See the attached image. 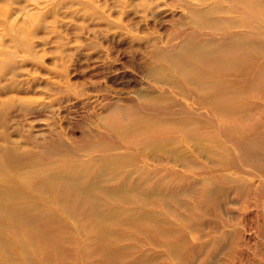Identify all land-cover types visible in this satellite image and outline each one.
Listing matches in <instances>:
<instances>
[{
  "label": "rangeland",
  "instance_id": "obj_1",
  "mask_svg": "<svg viewBox=\"0 0 264 264\" xmlns=\"http://www.w3.org/2000/svg\"><path fill=\"white\" fill-rule=\"evenodd\" d=\"M216 1L231 4V0H0V145L15 141L32 150L39 165L75 176H86L85 165L92 158L97 171L102 160L95 157L116 154L120 161L103 175L104 187L127 183L167 197L147 200L135 191L97 193L104 211L142 209L165 219L159 226L107 224L105 239L115 251L107 253L95 241L100 237L97 223L85 215L89 199L80 201L78 212L69 215L65 210L70 196L63 207L49 202L59 191L39 186L31 190L36 184L33 174L0 162V170L25 191L21 200L53 210L64 228L57 239L62 253L55 245L47 250L34 241L36 260L42 262L47 251L50 259L42 264H264L261 39L256 37L247 47L255 61L236 65L239 74L200 64L213 80L239 82L218 105L200 96L199 87L189 84L167 59L187 36L200 41L240 29L235 22L210 25L211 17L237 18L205 13ZM251 11L256 20H264V7ZM234 50L225 53L236 55ZM16 64L15 79L22 83L4 89L10 80L4 81L2 75L10 78ZM151 94L165 99L151 101L146 96ZM27 103L43 108L28 114L21 109ZM186 110L190 112L183 113ZM144 119L161 123L145 125ZM181 119L194 124H174ZM111 121L116 125H106ZM127 125L135 131L124 133L120 128ZM249 140L247 148L254 152L244 153L240 143ZM148 141L166 143L184 161L153 150ZM3 154L1 150L0 158ZM138 169L149 172L150 179L144 180ZM96 171L84 181L92 180ZM54 181L67 186L63 179ZM69 190L65 193L74 195ZM2 222L7 240L0 242V264H23L15 238L30 251L31 241L23 230L14 232L9 218ZM172 244L179 247L175 254L170 253Z\"/></svg>",
  "mask_w": 264,
  "mask_h": 264
},
{
  "label": "bare ground",
  "instance_id": "obj_2",
  "mask_svg": "<svg viewBox=\"0 0 264 264\" xmlns=\"http://www.w3.org/2000/svg\"><path fill=\"white\" fill-rule=\"evenodd\" d=\"M249 3H245V2ZM247 6V7H245ZM264 7V0H231V4L223 6L218 1L213 2L207 5L205 9V13L210 12H219L223 14H237V18H209L208 22L210 25L219 24L221 22H235L234 25L240 26L238 31L227 35H211L208 39L193 41L192 37H186L181 40V43L177 50L169 52L168 60L175 67V69L182 75L189 84H193L199 87L200 96L204 99H210L211 101L221 103L226 100V96L228 95L229 90H234L233 88L238 86L237 81L232 82L229 80H213L209 76L208 71L204 68L203 65L213 68L214 70H227V71H236L238 74V70L236 65L243 63V65L247 62L255 61V55L250 52L247 47L253 45L256 42V37L261 39L262 45L264 47V20H256V15L252 12V7ZM191 7V6H190ZM192 9V7H191ZM195 12L198 9L193 8ZM257 12V11H256ZM259 43V42H257ZM235 49V50H234ZM227 50L237 51V56H227ZM25 60V59H24ZM200 64H203L202 67ZM18 67L17 64L11 69V76L8 78L6 75H2V79L4 81L10 80V83L4 86V89H7L10 85L19 86L22 82L15 79L19 73H16L14 70ZM155 74L157 73L154 72ZM163 78L165 76L163 75ZM173 86L179 88L180 90L184 89L180 83L169 80ZM151 101L160 103L162 99H165L162 94H151L146 95ZM42 105L32 106L27 103L21 105V109L26 111L28 114H32L37 112L36 110H41ZM188 113L190 111H183V113ZM139 121V120H138ZM161 122H155L151 119H144L145 125H156ZM174 124L176 125H193L194 122L186 123V120H175ZM106 125L114 126L116 123L110 122ZM160 125V124H159ZM124 133H132L135 131L132 125L123 126L120 128ZM8 139V138H7ZM6 139V140H7ZM8 141V140H7ZM250 141H243L240 143L241 148L244 150V153L251 152V146L248 147ZM195 142V141H193ZM9 143L12 145H0V151L3 150V156L0 158V162H3L5 165H19V172L26 173L29 172L33 174L36 184L31 185L29 188L34 189L36 186L43 187L48 189L49 187L59 191L58 196L54 198V201H50L52 203L57 204L58 206L63 207L66 205L65 203L67 196L72 198L71 204H68V208L65 210L67 214H74L77 211L78 204L80 201L84 199H89L90 204L85 211V215L89 219H93L95 223H97V230L100 235L99 239H96L97 243L103 246L107 253H115V251L111 248V246L107 243L105 236L109 234V231L106 228V225L119 221L120 223H124L125 225H141L144 223H150L155 226H159L163 220L158 214L154 212H145L142 209H131V211H104L100 207V202L98 198H96L97 193L103 192V194H107L109 196L115 194L126 193L128 191H135V193L140 194L143 198L150 200L153 197H160L161 199H166L163 195L157 194L154 191H144L141 188L135 186L130 187L127 183L122 185H118L116 187H104L103 179H105L106 172L110 167L114 164H117L120 161V158L115 155H102L95 158H100L101 164L98 166L97 171L94 170L93 166V158L85 165L86 176L93 171H96L94 174L95 177L90 180L88 183L84 181L86 176L84 174H71L66 175L61 173L58 169H49L48 166L39 165L37 161L36 154L33 153L32 150H29L25 147L18 146L19 143L15 141L9 140ZM196 143V142H195ZM15 144V145H14ZM148 144L153 147V150H163L169 153L170 157H176L178 160H183V155L172 152L168 150L165 145L166 143H160L158 141H148ZM249 149V150H248ZM111 150L110 148L106 149V151ZM154 152V151H153ZM254 152V151H252ZM67 167V166H66ZM65 168V167H63ZM63 168L61 171L63 172ZM68 168H72V166H68ZM73 168H77V165H74ZM142 175L144 180L150 179V173L146 172L143 169H138ZM19 173V174H20ZM105 174V175H104ZM104 175V176H103ZM129 175V174H128ZM8 173L0 170V242L2 240L6 241L7 238L3 236L4 232V220L5 218L10 219V225L15 230L14 232H19L23 230V234H25L31 241L32 251L25 249L23 247L22 239L15 238V241L18 246L21 247L22 261L23 264H42L43 261L46 262L50 259L49 254L45 251V254L42 256L40 261L35 259V253L37 252V247L32 243L34 241L40 242L47 250L51 247V245L57 246V253H62V249L58 247L59 235L63 232L64 228L58 225L59 216L53 210H49L48 207L44 206L41 203H37L35 201L25 202V200H21L26 197L25 191L18 188L14 183H12L8 179ZM64 180L67 183V186L64 187L62 185H56L54 180ZM209 184L207 185L206 191H208ZM31 189V190H32ZM66 189H70L71 193L74 195L65 193ZM68 191V192H69ZM54 204V205H55ZM78 212V211H77ZM18 222V224H17ZM201 223V222H200ZM81 231V229H78ZM80 235V234H79ZM78 237V236H77ZM76 237V240H78ZM173 245V244H172ZM23 248V249H22ZM176 245L171 246L172 254H175L176 249H178ZM171 254V255H172Z\"/></svg>",
  "mask_w": 264,
  "mask_h": 264
}]
</instances>
